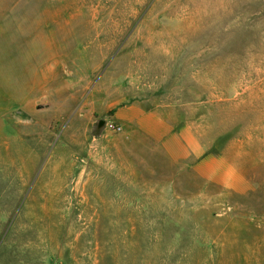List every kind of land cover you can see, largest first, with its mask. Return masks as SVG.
Here are the masks:
<instances>
[{
	"label": "rangeland",
	"instance_id": "obj_1",
	"mask_svg": "<svg viewBox=\"0 0 264 264\" xmlns=\"http://www.w3.org/2000/svg\"><path fill=\"white\" fill-rule=\"evenodd\" d=\"M0 264H264V0H0Z\"/></svg>",
	"mask_w": 264,
	"mask_h": 264
},
{
	"label": "crops",
	"instance_id": "obj_2",
	"mask_svg": "<svg viewBox=\"0 0 264 264\" xmlns=\"http://www.w3.org/2000/svg\"><path fill=\"white\" fill-rule=\"evenodd\" d=\"M188 134H189V133H188ZM188 136H189L190 140L193 142V151H194L195 153H198V150H196V149H198V148H194L195 142H194V140H193V137H192L190 134H189Z\"/></svg>",
	"mask_w": 264,
	"mask_h": 264
}]
</instances>
